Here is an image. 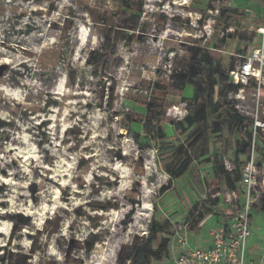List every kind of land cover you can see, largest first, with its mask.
<instances>
[{"label":"rangeland","instance_id":"obj_1","mask_svg":"<svg viewBox=\"0 0 264 264\" xmlns=\"http://www.w3.org/2000/svg\"><path fill=\"white\" fill-rule=\"evenodd\" d=\"M123 1L0 0L5 264H131L123 251L145 240L154 214L175 228L170 260L152 264H176L175 230L189 239L192 233L185 227L187 211L207 196L227 193L212 163L194 164L174 181L165 172L172 146L186 139L174 125L187 116L182 98L192 97L196 81L191 75L181 90L172 75L188 67L193 46L208 48L226 70L231 61L237 67L245 45L255 51L264 32V0H213L212 7L209 0H127V7ZM222 11L234 20L227 31ZM255 83L228 98L252 129L257 117L264 120V86L258 91ZM150 98L157 100L167 137L141 146L130 134L146 138L138 121L146 117ZM243 133L210 134L209 158L221 154L225 167L233 168L234 143ZM258 134L264 148V132ZM248 164L251 190L263 193L258 152ZM162 186L169 191L161 196ZM244 190L241 185L243 199ZM257 208L254 202L247 260L264 255V234L262 251L257 234L264 218ZM90 233L97 242L89 251L84 240Z\"/></svg>","mask_w":264,"mask_h":264},{"label":"trees","instance_id":"obj_2","mask_svg":"<svg viewBox=\"0 0 264 264\" xmlns=\"http://www.w3.org/2000/svg\"><path fill=\"white\" fill-rule=\"evenodd\" d=\"M213 0H209L208 7H212ZM126 7L129 5L127 0L123 1ZM142 3L139 4L138 10L141 11ZM235 11V10H234ZM220 17H223V29H227L232 25L233 18L222 11ZM136 28V27H135ZM240 37V36H239ZM242 37V36H241ZM249 49V45H245L240 56H245V52ZM191 62L186 69L180 74L175 71L172 75L173 84L178 89L184 90L189 84L190 76L196 77L193 82L192 97L182 98L187 103L188 114L183 122L174 125V129L186 135L183 143L172 146V154L169 163L165 164L166 174L171 180H178L184 177L194 164L206 162L213 164L214 173L220 177L228 187L227 192L236 191L239 193L237 184L241 182V172L248 164L252 157V140L253 130L252 124H247V118L242 116L236 108L229 102L230 95H236L242 88L241 84H233L231 82L230 73L235 69L234 61H231L228 70L225 69L221 60L215 59L208 48L193 46L190 49ZM98 62V60H96ZM256 88V84H254ZM155 98H150L147 115L144 119L138 121L142 124L143 131H146V138L142 141L138 132H132L130 135L133 140L141 146H150L152 142L163 141L166 139V132L161 125V112L157 111L155 106ZM3 124L0 123V129ZM225 129L231 133L243 130V137L234 143V160L233 168L227 169L224 164V157L216 154L212 159L209 158V135H220ZM254 152H258L264 162V148L257 144ZM240 156H244L245 160H241ZM169 191L167 186H162L159 190L160 195H164ZM240 195V194H239ZM254 195V194H253ZM245 198L240 196L243 203ZM258 211L264 212V193H260L256 200ZM221 203V195L215 194L207 196L202 204H197L188 210L186 223L189 229L199 226L204 219L212 215L213 207ZM139 203H135L137 205ZM103 210V209H102ZM107 211L106 209H104ZM134 211V210H133ZM157 207L154 212L156 213ZM22 225H28V218L22 221ZM174 224L171 220H158L155 214L152 216L148 225V234L138 246L130 247L123 251L124 262L130 261L131 264H152V261H162L167 258L170 253V234L174 231ZM97 242V236L90 233L84 240V245L90 251ZM7 254L0 257V264H5ZM83 264V261H79Z\"/></svg>","mask_w":264,"mask_h":264},{"label":"built area","instance_id":"obj_3","mask_svg":"<svg viewBox=\"0 0 264 264\" xmlns=\"http://www.w3.org/2000/svg\"><path fill=\"white\" fill-rule=\"evenodd\" d=\"M262 34L264 36V32ZM230 77L234 79L235 84L242 86H246L250 80L254 79L257 90L262 89L264 86V42L251 54L241 56L239 65L231 71ZM252 130V152H254L256 135L258 132H264V120L257 117ZM247 166L241 174V185L246 188L244 202L240 201V195L236 191L227 192L225 196L221 195V205L226 209L227 221L224 224L215 222L216 217L213 214L210 216L212 219L207 222L211 240L209 248L193 247L185 233L175 230V238L180 250L176 264H256L247 260V242L252 233L251 207L260 193L255 189L251 190L254 185L253 169Z\"/></svg>","mask_w":264,"mask_h":264},{"label":"crops","instance_id":"obj_4","mask_svg":"<svg viewBox=\"0 0 264 264\" xmlns=\"http://www.w3.org/2000/svg\"><path fill=\"white\" fill-rule=\"evenodd\" d=\"M263 42H264V36L262 34H259L258 37H257V40H256V44H254V45H255L256 48H259ZM245 54H246L245 56L251 54V53H249V49L245 52ZM233 150H234V148H233ZM240 159L241 160L242 159L245 160V157L244 156H240ZM241 174H242V172H241ZM241 180H242V177H241ZM224 186H225V189L227 190L228 187H226L225 183H224ZM240 186H241V182L239 184H237V187L239 189H240ZM212 210L214 212L213 214H215L214 216L216 217V219L214 220L215 222H218L220 224H224L227 221L226 211H225L226 209L221 205V203H219L216 207H213ZM187 213H188V211H187ZM258 214L259 215H263V218H264V212L258 211ZM210 216L211 215L207 216L204 219L203 223H200V225L198 227L191 229L192 233L189 234L190 235L189 242H190V244L193 247L202 248V249H206V248L210 247L211 240H210V237L208 235L209 225L207 223L210 219H212ZM263 221H264V219H263ZM262 229H264V228L262 227ZM261 232L264 234V230L258 231V233H257L259 235V239H260L258 241L259 243H261V239H262V237L260 235ZM185 234H187V233H185ZM254 236L255 235L251 233L250 237L252 238ZM187 237H188V235H187ZM262 244L263 243H261L260 248H259L260 251H262V249H261ZM169 248H170L169 256L167 258H164L163 260H170V258H171V241H170V247ZM176 251L178 253L177 254V258H178V256L180 255V250L178 249L177 243H176ZM252 253L253 252L250 251L249 256ZM263 256L259 257V255H258V256H256L257 257L256 259L255 258H253V259L248 258V261H254V263H256V264H264ZM177 258H176V260H177ZM158 262H161V261H158Z\"/></svg>","mask_w":264,"mask_h":264},{"label":"bare ground","instance_id":"obj_5","mask_svg":"<svg viewBox=\"0 0 264 264\" xmlns=\"http://www.w3.org/2000/svg\"><path fill=\"white\" fill-rule=\"evenodd\" d=\"M24 62V61H23Z\"/></svg>","mask_w":264,"mask_h":264}]
</instances>
